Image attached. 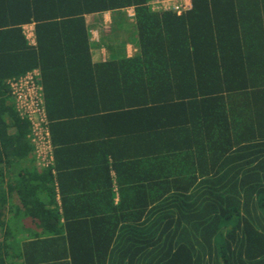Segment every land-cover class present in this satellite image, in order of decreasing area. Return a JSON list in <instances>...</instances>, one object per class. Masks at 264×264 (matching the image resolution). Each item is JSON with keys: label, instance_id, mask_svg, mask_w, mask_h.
Returning a JSON list of instances; mask_svg holds the SVG:
<instances>
[{"label": "trees", "instance_id": "obj_1", "mask_svg": "<svg viewBox=\"0 0 264 264\" xmlns=\"http://www.w3.org/2000/svg\"><path fill=\"white\" fill-rule=\"evenodd\" d=\"M149 1L0 0V264H264V0ZM130 5L135 52L84 70V15ZM32 68L60 211L6 84Z\"/></svg>", "mask_w": 264, "mask_h": 264}, {"label": "built area", "instance_id": "obj_2", "mask_svg": "<svg viewBox=\"0 0 264 264\" xmlns=\"http://www.w3.org/2000/svg\"><path fill=\"white\" fill-rule=\"evenodd\" d=\"M148 5L152 10H172L179 14L191 7V1L150 0ZM123 8L130 17H134L133 7ZM22 29L26 38L33 44V27L24 26ZM6 83L18 115L29 122L28 136L33 146L35 164L39 169L49 168L54 172L52 167L54 157L39 70L32 68L17 77H9Z\"/></svg>", "mask_w": 264, "mask_h": 264}, {"label": "crops", "instance_id": "obj_3", "mask_svg": "<svg viewBox=\"0 0 264 264\" xmlns=\"http://www.w3.org/2000/svg\"><path fill=\"white\" fill-rule=\"evenodd\" d=\"M125 7H132V5ZM84 20L90 37V56L93 64L91 67L86 66L84 70L90 68L96 69V67H93L96 63H104L113 57H129L135 52L134 18L127 14L125 8L85 14ZM30 25L33 27L32 23L24 24L22 27ZM92 36L95 37V39H93ZM87 94L91 96L92 92L89 91L88 93H84L85 96ZM55 164L56 161H53V165ZM37 169L43 171L45 170L39 168ZM50 173L52 176L51 185L54 187L53 193L48 191H37L35 195L38 196L44 203L43 209L56 208L60 211L61 193L59 191L57 175L55 170L54 172L50 170ZM15 205L20 206L21 202L18 194L13 190V206ZM21 225L28 228L38 227L34 223L30 222L28 218L23 219L21 221Z\"/></svg>", "mask_w": 264, "mask_h": 264}, {"label": "rangeland", "instance_id": "obj_4", "mask_svg": "<svg viewBox=\"0 0 264 264\" xmlns=\"http://www.w3.org/2000/svg\"><path fill=\"white\" fill-rule=\"evenodd\" d=\"M26 28H28V27H26ZM89 38H90V37H89ZM92 38L95 39V37H93V36H92ZM32 156H33V155H32ZM33 158H34V157H33ZM35 166L37 167L36 164H35ZM37 168H38V167H37ZM12 224H13V222H12ZM12 227H13V225H12Z\"/></svg>", "mask_w": 264, "mask_h": 264}, {"label": "bare ground", "instance_id": "obj_5", "mask_svg": "<svg viewBox=\"0 0 264 264\" xmlns=\"http://www.w3.org/2000/svg\"><path fill=\"white\" fill-rule=\"evenodd\" d=\"M6 84H7V83H6ZM7 87H8V84H7ZM12 102L15 103L14 100H12ZM14 108H15V105H14ZM15 110H16V108H15ZM45 111H46V110H45ZM28 135H29V134H28ZM28 137H29V136H28Z\"/></svg>", "mask_w": 264, "mask_h": 264}]
</instances>
